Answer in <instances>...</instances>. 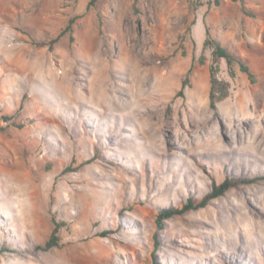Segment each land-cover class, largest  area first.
Masks as SVG:
<instances>
[{
	"label": "rangeland",
	"instance_id": "1",
	"mask_svg": "<svg viewBox=\"0 0 264 264\" xmlns=\"http://www.w3.org/2000/svg\"><path fill=\"white\" fill-rule=\"evenodd\" d=\"M89 1L0 0V264H151L159 210L226 178L244 184L165 221L158 261L264 264V0H244L254 17L231 0ZM206 30L255 83L204 50ZM98 51L116 64L105 93ZM211 66L229 83L216 109Z\"/></svg>",
	"mask_w": 264,
	"mask_h": 264
},
{
	"label": "trees",
	"instance_id": "2",
	"mask_svg": "<svg viewBox=\"0 0 264 264\" xmlns=\"http://www.w3.org/2000/svg\"><path fill=\"white\" fill-rule=\"evenodd\" d=\"M99 0H90L88 4V9H91L96 5ZM233 2H239L241 4L243 12L250 17H254L252 13L247 11L245 7L244 0H231ZM217 5H220V0H215ZM138 0H134V9L137 10ZM75 23V19L69 21L68 26L64 31L60 33L59 36H62L68 32H72L73 25ZM73 41V38L71 37ZM204 50L207 48L212 49V56L214 60L216 59H225L228 65V68L232 70L234 64H238L240 70L248 76V79L251 83H255L256 77L255 74L251 71L250 67L245 63V61L239 55L231 54L224 46H222L219 42L213 40L210 36L209 30H206V38L203 43ZM200 63L204 64V56H201ZM210 78H211V88H210V106L212 109H216V104L220 101H223L229 96V83L225 81H220L217 78V67H210ZM187 86V81H184L179 94H183V90ZM6 121L12 120V117H4ZM240 184H244L242 179H228L226 178L221 184L213 185L212 191L203 197V199L196 203L192 199H189L186 203L181 206H173V207H164L159 210L156 216L155 225L156 230L153 232V249L150 254L151 264H160L157 258L156 252L160 249V236L159 231L165 228V221L169 220L175 216L183 215L191 210L204 208L206 207L212 200L218 199L226 194L231 188L239 186ZM63 223H58L54 221V227L51 231V234L48 240L45 242L44 250H50L55 247H58L60 244L59 231L62 228Z\"/></svg>",
	"mask_w": 264,
	"mask_h": 264
},
{
	"label": "bare ground",
	"instance_id": "3",
	"mask_svg": "<svg viewBox=\"0 0 264 264\" xmlns=\"http://www.w3.org/2000/svg\"><path fill=\"white\" fill-rule=\"evenodd\" d=\"M3 36V35H2ZM102 51V50H101ZM131 52L132 49H128V52ZM139 53V52H138ZM141 53V52H140ZM103 54L101 52H97V55L95 54V56L92 55V59L91 62L92 63H98L100 65V68L98 69V71H96L95 73V79L92 81L93 82V85H94V90H100L101 88V91L103 93L104 90H105V82H103V80H107V75L108 73H110L111 71H113L114 67H116V64L114 63H109L108 59L104 58L103 59ZM124 64L126 67H127V70L129 72V74L134 78L135 82H136V79L140 82H142L143 80V76H142V71L139 70L140 69V66L136 63H134V61L131 59V58H128V59H124L123 60ZM122 65V64H121ZM116 71V70H115ZM142 76V77H141ZM163 76V75H162ZM158 77V76H157ZM161 77V76H160ZM169 78V77H168ZM160 79V78H159ZM166 80H168L166 78ZM164 82V81H163ZM107 87V86H106ZM105 95V94H104ZM106 99V98H105ZM260 136V135H259ZM262 138V137H261ZM256 140V138H255ZM262 140V139H261ZM262 142V141H261ZM261 144V143H260ZM264 147V146H263ZM22 175V174H21ZM19 175L18 173H14L12 174V179L14 181H17L19 184L20 182H24V179L23 177ZM28 179V178H27ZM30 184V183H28ZM22 185V184H21ZM32 185V184H31ZM27 186V185H26ZM32 189V188H31Z\"/></svg>",
	"mask_w": 264,
	"mask_h": 264
}]
</instances>
